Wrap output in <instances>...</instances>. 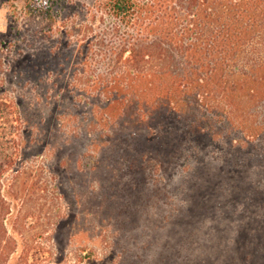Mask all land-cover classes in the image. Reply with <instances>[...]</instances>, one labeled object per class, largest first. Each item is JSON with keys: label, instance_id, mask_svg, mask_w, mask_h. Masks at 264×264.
Segmentation results:
<instances>
[{"label": "trees", "instance_id": "1", "mask_svg": "<svg viewBox=\"0 0 264 264\" xmlns=\"http://www.w3.org/2000/svg\"><path fill=\"white\" fill-rule=\"evenodd\" d=\"M10 3L0 264L264 249V0Z\"/></svg>", "mask_w": 264, "mask_h": 264}, {"label": "rangeland", "instance_id": "2", "mask_svg": "<svg viewBox=\"0 0 264 264\" xmlns=\"http://www.w3.org/2000/svg\"><path fill=\"white\" fill-rule=\"evenodd\" d=\"M22 3L23 0H17ZM11 0H1L0 1V36L3 38H8L11 35ZM236 191V189H234ZM233 190V192H234ZM209 194L212 196L214 193V188L208 190ZM212 193V194H211ZM217 230L221 228V224L216 222ZM222 229V228H221ZM242 243L235 245V247L228 246L225 250V255L223 252V257L213 261L214 264H222L221 260L226 261V259L231 258L230 262L233 264H264V249L262 251L253 250L254 244L259 241L251 239L249 234L241 239ZM259 243V242H258ZM246 244V245H244ZM220 254V255H221ZM218 256V258L220 257ZM214 258H212L213 260Z\"/></svg>", "mask_w": 264, "mask_h": 264}]
</instances>
